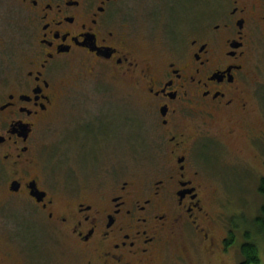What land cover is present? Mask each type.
Segmentation results:
<instances>
[{"label":"flooded vegetation","instance_id":"flooded-vegetation-1","mask_svg":"<svg viewBox=\"0 0 264 264\" xmlns=\"http://www.w3.org/2000/svg\"><path fill=\"white\" fill-rule=\"evenodd\" d=\"M12 1L26 24L22 59L10 69L0 61V264H166L171 255L175 264H213L232 238L215 236L206 202L215 168L200 156L229 151L252 111L245 84L264 44V0H212L216 22L193 21L180 39L167 31L153 54L142 53L129 31L134 4L135 12L165 13L191 0ZM109 72L146 95L148 137L164 159L153 176L123 177L120 165L92 191L50 180L38 162L39 139L64 96L63 77ZM218 119L224 130L216 129ZM70 132L63 137L74 141ZM110 144L107 131L93 138L92 160L111 152Z\"/></svg>","mask_w":264,"mask_h":264},{"label":"rangeland","instance_id":"rangeland-1","mask_svg":"<svg viewBox=\"0 0 264 264\" xmlns=\"http://www.w3.org/2000/svg\"><path fill=\"white\" fill-rule=\"evenodd\" d=\"M191 1L192 5L187 6L186 11L175 9L165 13H150L143 8L135 12L138 3L134 4L135 19L129 31L141 45L142 53L153 54L152 48L159 50L166 41L165 36L169 30H174L175 36L180 39L191 34L190 26L193 21L208 24L206 26L217 21V15L210 8L212 0ZM16 6L12 0H0V40H3L0 49L7 51L0 53V61H8L9 69L13 62H19L23 57V48L20 45L23 36L20 31L26 21ZM157 57L158 55L155 56L156 59ZM167 58L162 55L159 58L160 63ZM250 63V78L245 86L251 93L249 100L253 108L247 115L245 130L243 128V132L230 139L229 151H225L222 156L216 157L210 153L200 156L203 162L215 168L210 178L212 185L206 189V193H209L207 208L218 225L215 236L218 239L227 235L232 238L228 244H223L222 252L221 249L217 251L219 257L213 264H239V247L249 239L258 247L259 264H264V237L254 222L263 203L257 187L260 178L264 177V44L256 50ZM63 78L66 85L64 96L49 117L39 139L38 162L47 167L50 180H73L80 186L79 189L84 187L92 191L103 180H108L106 183L113 180L114 176L110 171L120 165V176H153L156 173L155 166H159L164 158L155 156L152 150L153 136L148 137L152 130L148 127L150 121L152 122L149 117L151 108L146 95L133 85V80L120 78L112 72L87 76L80 80L71 74ZM216 124L217 130H224L226 126L219 119ZM121 125L125 127L119 132L117 129ZM247 126L253 128L251 132L247 131ZM68 130L76 137L74 141L63 137ZM106 131L108 137L112 136V144L107 146L111 152L108 149L109 153L105 156H97L92 160L90 145L93 138L106 134ZM214 133L219 135L220 131ZM258 135L262 136V141L257 140ZM136 139L149 144V148L146 151L139 150L141 145L136 146ZM121 141L127 145L126 153L122 156L115 155V149L121 146ZM82 144L84 149H81ZM236 145L239 148L238 154L233 153ZM174 261L171 255L166 264H175Z\"/></svg>","mask_w":264,"mask_h":264},{"label":"trees","instance_id":"trees-1","mask_svg":"<svg viewBox=\"0 0 264 264\" xmlns=\"http://www.w3.org/2000/svg\"><path fill=\"white\" fill-rule=\"evenodd\" d=\"M257 192L262 197L263 203L259 207V212L254 222L259 233L264 237V177L259 180ZM239 253L241 256L239 264H259L260 262L258 247L250 239L240 245Z\"/></svg>","mask_w":264,"mask_h":264}]
</instances>
